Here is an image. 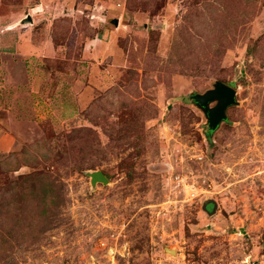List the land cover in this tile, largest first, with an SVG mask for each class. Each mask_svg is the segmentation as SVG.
Returning <instances> with one entry per match:
<instances>
[{
  "label": "rangeland",
  "instance_id": "obj_1",
  "mask_svg": "<svg viewBox=\"0 0 264 264\" xmlns=\"http://www.w3.org/2000/svg\"><path fill=\"white\" fill-rule=\"evenodd\" d=\"M0 81V264H264V0H0Z\"/></svg>",
  "mask_w": 264,
  "mask_h": 264
},
{
  "label": "water",
  "instance_id": "obj_2",
  "mask_svg": "<svg viewBox=\"0 0 264 264\" xmlns=\"http://www.w3.org/2000/svg\"><path fill=\"white\" fill-rule=\"evenodd\" d=\"M26 22H31L32 19L30 15H27L25 18ZM114 23L117 24V19H114ZM236 90L230 85L221 82L215 81L213 87L207 89L203 93H193L189 95L190 100L202 108L203 112L206 115L207 119V129L210 131L215 130L219 124L224 121L227 117L226 109L236 103L235 99ZM211 103H215L213 106H209ZM91 183L97 181L106 184L108 182L107 177L100 171L94 170L90 172ZM207 204H211L212 208L209 213L215 211V203L213 200H208L207 203L203 206L206 209Z\"/></svg>",
  "mask_w": 264,
  "mask_h": 264
},
{
  "label": "crops",
  "instance_id": "obj_3",
  "mask_svg": "<svg viewBox=\"0 0 264 264\" xmlns=\"http://www.w3.org/2000/svg\"><path fill=\"white\" fill-rule=\"evenodd\" d=\"M15 79H16V85H15V89L13 88V86H11L10 88H9V86H8V88H9V90L8 91H16V93H19V89H20V83H19V79H18V76H15ZM13 80V79H12ZM7 81H9V79L8 80H6V79H4L3 81H2V83H1V81H0V83L1 84H5ZM2 92H3V90H2ZM3 94V96H1L0 95V103H2L3 104V106H5L6 104H7V101H6V95H5V92L4 93H2ZM8 94H11V97H13V95H14V92H8ZM4 100H5V103H4ZM12 100V98H10V102H12L11 101ZM4 109V108H3ZM8 122L6 121H2L1 122V126H0V153H6V152H8L9 150H11L13 147H14V145H15V138H14V136H12V134L11 133H8L7 131L10 129V127H7L6 126V124H7ZM11 130V129H10Z\"/></svg>",
  "mask_w": 264,
  "mask_h": 264
},
{
  "label": "trees",
  "instance_id": "obj_4",
  "mask_svg": "<svg viewBox=\"0 0 264 264\" xmlns=\"http://www.w3.org/2000/svg\"><path fill=\"white\" fill-rule=\"evenodd\" d=\"M210 132H211V131L208 130V129L205 130V133H206V136H207V137H209V133H210Z\"/></svg>",
  "mask_w": 264,
  "mask_h": 264
}]
</instances>
